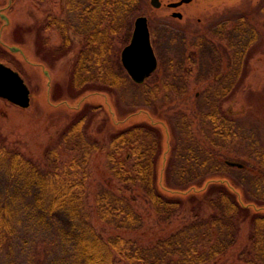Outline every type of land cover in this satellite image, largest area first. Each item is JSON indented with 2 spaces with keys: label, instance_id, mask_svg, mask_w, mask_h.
<instances>
[{
  "label": "trees",
  "instance_id": "1",
  "mask_svg": "<svg viewBox=\"0 0 264 264\" xmlns=\"http://www.w3.org/2000/svg\"><path fill=\"white\" fill-rule=\"evenodd\" d=\"M137 3L65 0V19L47 20V27H54L61 41L58 52L71 45L72 32L85 40L71 72L74 89L87 91L95 82L104 91L133 86L112 50L114 36L129 30ZM234 30L230 73L202 93L191 116L177 112L176 118L164 112L173 137L168 149L163 150L161 131L142 122L113 134L105 150V167L119 187H97L98 220L116 231H138L143 221L134 205L142 198L159 223L181 217V226L148 246L118 234L104 238L95 230L86 206L89 164L92 155L103 149L88 133L96 109L85 105L44 149L41 162L0 146V250L7 257L5 264H225L223 258L236 245L245 221L250 224L248 244L236 260L264 264V150L257 140L244 136L237 118L221 110L256 40V30L244 18ZM7 57L0 51V59ZM171 64L184 65L180 58ZM157 70L134 86L152 98L162 90V100L172 93L185 96V86H149L147 80ZM228 76L233 83L225 86ZM248 139L255 163L251 171L243 162L233 161L241 157L240 147ZM246 172L255 179L248 192L242 188L241 175ZM233 174L239 179L235 181Z\"/></svg>",
  "mask_w": 264,
  "mask_h": 264
},
{
  "label": "rangeland",
  "instance_id": "2",
  "mask_svg": "<svg viewBox=\"0 0 264 264\" xmlns=\"http://www.w3.org/2000/svg\"><path fill=\"white\" fill-rule=\"evenodd\" d=\"M63 1L0 0V51L8 56L6 61L0 59V62L18 72L30 91L28 108H20L0 99V146L20 151L41 162L44 149L77 114L78 109L85 105L95 108L88 133L103 150L93 154L89 164L86 206L93 227L104 238L118 234L144 246L151 245L178 229L182 224L181 217L161 224L142 198L134 205L143 221L138 231H116L102 224L96 216L94 196L97 187L102 185L112 190L119 187L105 167L107 143L117 131L146 122L161 131L163 150L168 149L173 137L168 121L163 117L164 112L176 118L179 115L177 112L189 113L191 116L199 108L195 102L201 99L202 93L211 85L217 86L222 81L220 77L230 73V50H236L230 46L232 39L237 37L235 23L244 18L256 30V40L246 56L243 72L237 80L234 79L237 86L232 94L222 100L221 110L237 118V125L243 128L244 136L257 140L264 150V0H229L227 3L225 0H214L213 3L217 4H212L204 13L201 10L195 13V8H189L186 12L188 17L183 21L169 19L162 23L165 16L156 14L152 17L151 43L158 70L147 80V84L155 86L167 83L170 88L172 85L177 89L185 86L186 89L185 96L172 93L165 100H162V90L155 95L156 98H152L147 91L137 89L131 79L133 86L127 84L119 90L104 91L96 82L88 87L90 90L86 87L87 91L84 88L74 89L71 72L77 55L80 50H84L85 40L78 35L79 32L77 36L72 32L71 45L58 52L61 41L56 29L46 24L49 19H65ZM137 16L133 12V18L127 24L129 30L114 36L112 56L119 63L121 50L129 43L128 36L131 35ZM221 29H224V36H220ZM179 58L184 63L180 68L171 64V61ZM175 70H178L177 73ZM232 78L228 76L224 85L233 83ZM169 102L172 103L167 105ZM193 120L196 132V120ZM251 142L249 139L244 141L239 152L241 157L233 159L246 164L249 171L255 164L248 148ZM162 159L161 156L160 164ZM236 176L233 174L231 177L236 181L239 179ZM241 176L245 179L242 188L248 192L254 176L249 172ZM249 229L250 224L245 221L241 225L236 245L222 262L243 264L236 260L237 253L248 244ZM6 258L5 252L0 250V264H5Z\"/></svg>",
  "mask_w": 264,
  "mask_h": 264
},
{
  "label": "water",
  "instance_id": "3",
  "mask_svg": "<svg viewBox=\"0 0 264 264\" xmlns=\"http://www.w3.org/2000/svg\"><path fill=\"white\" fill-rule=\"evenodd\" d=\"M154 7H158L151 1ZM121 64L130 79L141 84L157 68V60L150 44L149 31L146 19L137 18L131 40L120 54ZM0 98L20 107L28 108L30 105V91L18 72L0 62ZM232 166H240L230 163Z\"/></svg>",
  "mask_w": 264,
  "mask_h": 264
},
{
  "label": "flooded vegetation",
  "instance_id": "4",
  "mask_svg": "<svg viewBox=\"0 0 264 264\" xmlns=\"http://www.w3.org/2000/svg\"><path fill=\"white\" fill-rule=\"evenodd\" d=\"M151 1L152 0H139V3L135 5L134 12L138 14V16L135 18L133 22V29H132L134 30L135 21L137 18L140 17L145 18L147 22L150 39L152 37L150 23L152 21V17L155 16L156 14H161L163 15V17L165 16L164 20H161L162 23L164 22L166 23L167 20L169 19L175 21H183L185 18L188 17L186 12L189 11V8H195V13H197L199 10H201V12L204 13L209 10V7L212 4L213 5L217 4V3H213L214 0H153L154 3L158 5V7H154L151 4ZM225 1L227 3L229 0H225ZM64 3L65 0L63 1V4ZM197 20L200 21L199 18H197ZM168 24L169 23H167V25Z\"/></svg>",
  "mask_w": 264,
  "mask_h": 264
}]
</instances>
